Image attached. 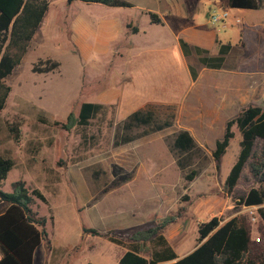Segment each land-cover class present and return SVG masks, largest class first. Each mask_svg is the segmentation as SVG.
Here are the masks:
<instances>
[{"label": "rangeland", "instance_id": "1", "mask_svg": "<svg viewBox=\"0 0 264 264\" xmlns=\"http://www.w3.org/2000/svg\"><path fill=\"white\" fill-rule=\"evenodd\" d=\"M47 1L42 25L5 79L11 91L0 113V155L14 161L1 191L11 192L15 182L23 181L46 199H34L31 206L46 218L49 242L38 247L33 264H118L127 250L151 258L160 241L133 243L128 235L166 217L173 221L161 235L178 258L195 248L199 224L217 217L222 225L238 214L246 217L252 246L264 253L257 207L241 204L256 187L248 165L234 191H224L240 151V132L232 127L234 138L217 169L212 151L224 126L208 136L185 115L191 107L185 96L186 65L199 69L200 64L194 54L184 60L179 40L195 28L214 31L236 49L240 25L232 21L238 15L229 10L224 24L211 23L208 14L222 12L225 0H171L170 15L166 0H123L131 7ZM150 13L167 23H151ZM248 17L264 21V0ZM261 33L254 41L264 47ZM47 60L58 67L33 73L34 65L45 66ZM84 102L103 106L88 126L66 131L53 125L65 123ZM138 110L151 111L161 121L173 115L172 125L148 135H140L141 128L122 132L139 137L116 145L117 126ZM10 128L18 130L17 140ZM186 129L202 153L184 157L182 169L171 144ZM191 171L196 176L188 181ZM4 209L0 204V212Z\"/></svg>", "mask_w": 264, "mask_h": 264}, {"label": "trees", "instance_id": "2", "mask_svg": "<svg viewBox=\"0 0 264 264\" xmlns=\"http://www.w3.org/2000/svg\"><path fill=\"white\" fill-rule=\"evenodd\" d=\"M71 3L74 0H66ZM83 3L102 4L109 7H131L123 0H78ZM262 0H228L230 8L258 9ZM47 0H0V113L5 107L11 88L5 79L20 65L27 52L30 42L35 38L43 18L48 11ZM150 22L159 24L156 14H149ZM184 57L192 54L190 46L182 39L179 40ZM218 55L207 56L206 51L198 47L194 53L199 63L209 69H221L232 46L218 45ZM43 63V62H42ZM39 62V64H42ZM45 66H33V73L47 74L58 67L54 62ZM192 79L197 71L188 66ZM103 110V106L96 103L84 102L80 105L77 114L69 113L65 123L53 122L66 131L75 127H86ZM173 115L167 120H158L151 111L138 110L130 114L117 126L115 144L128 143L139 135L120 136L122 132L132 133L142 129L140 135H148L161 131L172 125ZM236 126L241 135L240 151L236 162L231 167L225 182L224 191L231 194L238 184L243 169L248 165V172L253 178L256 187H251L241 204L245 207H257V214L264 226V107L248 106L235 117L227 121L222 138L215 142L212 158L219 169L221 159L226 153L230 141L234 138L232 127ZM14 138L18 139V130L10 128ZM171 151L176 155V162L180 168L187 163L184 157L202 153L201 148L187 131L178 132L171 144ZM14 161L0 155V204L5 209L0 212V264H33L36 250L43 243L47 244L45 230L46 218L39 217L31 206L34 199L45 203L44 195L37 189L30 190L23 181L13 184L11 192L1 191L3 182ZM196 172L186 175L192 181ZM173 221L166 217L156 225L143 226L128 235L133 243L160 241V250L146 258L136 251L127 250L119 258L118 264H264V253L252 246L250 230L246 217L235 215L222 225L217 217L199 224L195 248L187 255L178 258L161 235L164 228ZM88 230H84L86 232ZM92 232V231H89ZM94 233V232H92Z\"/></svg>", "mask_w": 264, "mask_h": 264}, {"label": "crops", "instance_id": "3", "mask_svg": "<svg viewBox=\"0 0 264 264\" xmlns=\"http://www.w3.org/2000/svg\"><path fill=\"white\" fill-rule=\"evenodd\" d=\"M172 5L173 1H165V14L170 15L168 8ZM260 9L261 4L258 9L230 8L228 0H225L224 10L228 13L231 10L233 14L238 15L232 24L240 25L237 31L239 45L235 49L236 45L229 43L232 49L221 69L205 68L199 63V69L195 68L197 71L195 79H192L187 70L185 96L191 107L185 108V115L194 118V124L199 132L211 136L223 126L225 129L227 121L237 116L241 109L248 106L264 107V47L254 41L258 31L264 32V21L248 17V14L258 12ZM154 14L159 16L158 25L164 26L167 23L164 17ZM260 35L264 36V33ZM176 36L180 38L179 34ZM182 40L190 46L192 54L196 55L194 48L198 47L211 57L217 56L218 45L224 44L214 31H197L195 28H191L188 38ZM183 58L186 60L187 57ZM228 58H231L230 64L226 62ZM186 67L188 68L187 65ZM184 131L192 136L190 129ZM192 138L194 139L193 136Z\"/></svg>", "mask_w": 264, "mask_h": 264}, {"label": "built area", "instance_id": "4", "mask_svg": "<svg viewBox=\"0 0 264 264\" xmlns=\"http://www.w3.org/2000/svg\"><path fill=\"white\" fill-rule=\"evenodd\" d=\"M211 23H219L224 24V22L229 18V13L226 10H223L222 12H211L208 15ZM237 23H239L238 20H236ZM224 26V25H223Z\"/></svg>", "mask_w": 264, "mask_h": 264}]
</instances>
